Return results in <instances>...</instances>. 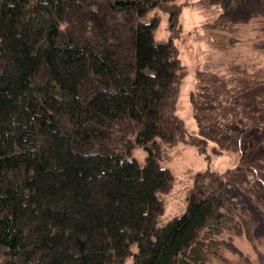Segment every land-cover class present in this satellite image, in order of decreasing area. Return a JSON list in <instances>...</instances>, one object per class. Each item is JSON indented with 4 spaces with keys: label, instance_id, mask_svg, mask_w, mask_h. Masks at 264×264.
Segmentation results:
<instances>
[{
    "label": "trees",
    "instance_id": "16d2710c",
    "mask_svg": "<svg viewBox=\"0 0 264 264\" xmlns=\"http://www.w3.org/2000/svg\"><path fill=\"white\" fill-rule=\"evenodd\" d=\"M174 1L0 0V264H264L216 170L161 220L184 134L177 49L155 38ZM202 3L209 31L248 27L264 51V0Z\"/></svg>",
    "mask_w": 264,
    "mask_h": 264
},
{
    "label": "rangeland",
    "instance_id": "374dc122",
    "mask_svg": "<svg viewBox=\"0 0 264 264\" xmlns=\"http://www.w3.org/2000/svg\"><path fill=\"white\" fill-rule=\"evenodd\" d=\"M202 1L175 0L173 30L164 12L155 32L157 40L169 39L177 49L174 111L184 125L182 138L167 147L164 164L174 181L161 220L184 210L194 173L211 169L224 179L227 197L247 203L256 219L253 235L264 237V51L252 45L253 29L204 27L217 12ZM132 154L142 162L145 150L135 147ZM236 243L251 251L245 240Z\"/></svg>",
    "mask_w": 264,
    "mask_h": 264
}]
</instances>
